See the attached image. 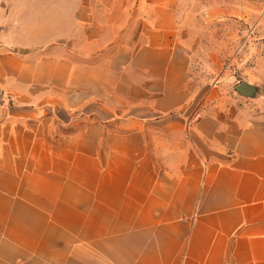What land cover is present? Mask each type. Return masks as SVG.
Masks as SVG:
<instances>
[{
    "label": "crops",
    "instance_id": "crops-1",
    "mask_svg": "<svg viewBox=\"0 0 264 264\" xmlns=\"http://www.w3.org/2000/svg\"><path fill=\"white\" fill-rule=\"evenodd\" d=\"M132 1L69 7L45 73L0 7V264H264V121L188 122L177 0Z\"/></svg>",
    "mask_w": 264,
    "mask_h": 264
},
{
    "label": "rangeland",
    "instance_id": "rangeland-1",
    "mask_svg": "<svg viewBox=\"0 0 264 264\" xmlns=\"http://www.w3.org/2000/svg\"><path fill=\"white\" fill-rule=\"evenodd\" d=\"M83 1L0 0V7L9 14L11 28L20 23L27 29L8 33L12 40L10 50L29 55L32 63L28 69L36 73L50 72L56 64L46 60L65 54V29L72 20L67 15L68 8H77ZM119 1L106 0L111 8L118 3H123L124 8L133 3ZM175 8V45L187 59V121L194 122L204 114L221 120L234 116L264 121V0H177ZM54 9H58L57 15ZM126 19L125 15L123 21ZM36 23L43 29L58 24L59 31H34ZM113 34L107 33L108 42ZM80 37L75 32L76 42L81 41ZM130 37L126 33L123 40ZM78 52H82V47L75 43L76 55ZM242 83L254 88L253 97H244L235 91ZM18 108L13 97L0 96V135L4 131L6 134V129L17 120L14 115ZM59 115L66 119L64 112ZM4 120H7L5 124Z\"/></svg>",
    "mask_w": 264,
    "mask_h": 264
},
{
    "label": "water",
    "instance_id": "water-1",
    "mask_svg": "<svg viewBox=\"0 0 264 264\" xmlns=\"http://www.w3.org/2000/svg\"><path fill=\"white\" fill-rule=\"evenodd\" d=\"M235 91L244 97H253L254 95V88L246 83H242L235 87Z\"/></svg>",
    "mask_w": 264,
    "mask_h": 264
}]
</instances>
